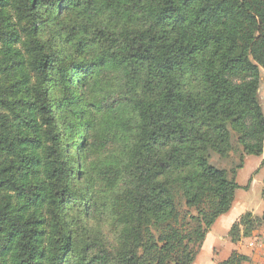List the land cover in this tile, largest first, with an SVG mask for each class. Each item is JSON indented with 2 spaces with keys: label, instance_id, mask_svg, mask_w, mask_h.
<instances>
[{
  "label": "trees",
  "instance_id": "obj_1",
  "mask_svg": "<svg viewBox=\"0 0 264 264\" xmlns=\"http://www.w3.org/2000/svg\"><path fill=\"white\" fill-rule=\"evenodd\" d=\"M262 73L264 0H0V264H193L239 189L211 156L263 154Z\"/></svg>",
  "mask_w": 264,
  "mask_h": 264
},
{
  "label": "rangeland",
  "instance_id": "obj_2",
  "mask_svg": "<svg viewBox=\"0 0 264 264\" xmlns=\"http://www.w3.org/2000/svg\"><path fill=\"white\" fill-rule=\"evenodd\" d=\"M261 76L258 100L264 113V74L262 73ZM263 160L264 144L261 156H243V165L240 169H237L240 163L239 154L231 153L227 158H220L217 155L211 156L210 163L217 168L226 170L229 178L235 180L239 189L235 192L231 210L221 216L212 226L193 264H218L227 259L232 250L236 249L234 244L230 242L228 235L232 224L247 212L259 217L264 214V199L261 195L264 179ZM235 169L236 172L233 175L232 170ZM254 235L261 241L263 247L257 250L255 246L254 250H250L252 262L249 260L246 264H264V228H259ZM253 259L256 261L253 262Z\"/></svg>",
  "mask_w": 264,
  "mask_h": 264
},
{
  "label": "clouds",
  "instance_id": "obj_3",
  "mask_svg": "<svg viewBox=\"0 0 264 264\" xmlns=\"http://www.w3.org/2000/svg\"><path fill=\"white\" fill-rule=\"evenodd\" d=\"M82 225L85 229L99 235L102 247L106 253L113 256L119 253L123 243L122 235L125 225L115 224L114 219L105 213H102L99 220L95 216L84 219Z\"/></svg>",
  "mask_w": 264,
  "mask_h": 264
},
{
  "label": "crops",
  "instance_id": "obj_4",
  "mask_svg": "<svg viewBox=\"0 0 264 264\" xmlns=\"http://www.w3.org/2000/svg\"><path fill=\"white\" fill-rule=\"evenodd\" d=\"M233 246L236 249H234L232 251H236V252L248 257L250 262H252L251 255L249 254V251L254 250L255 246L257 247V250H259L263 247V244L261 245V241L259 239L255 238V235H253L250 238L241 239L238 243H235ZM257 250H256V252H257ZM255 261L253 259V262H255Z\"/></svg>",
  "mask_w": 264,
  "mask_h": 264
}]
</instances>
